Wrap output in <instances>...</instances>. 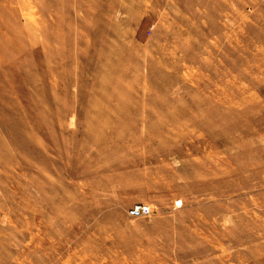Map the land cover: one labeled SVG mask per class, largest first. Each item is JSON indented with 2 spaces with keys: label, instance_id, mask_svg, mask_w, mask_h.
<instances>
[{
  "label": "rangeland",
  "instance_id": "rangeland-1",
  "mask_svg": "<svg viewBox=\"0 0 264 264\" xmlns=\"http://www.w3.org/2000/svg\"><path fill=\"white\" fill-rule=\"evenodd\" d=\"M0 264H264V0H0Z\"/></svg>",
  "mask_w": 264,
  "mask_h": 264
},
{
  "label": "built area",
  "instance_id": "built-area-1",
  "mask_svg": "<svg viewBox=\"0 0 264 264\" xmlns=\"http://www.w3.org/2000/svg\"><path fill=\"white\" fill-rule=\"evenodd\" d=\"M151 213V208L147 204H137L130 209V215L133 217L145 216Z\"/></svg>",
  "mask_w": 264,
  "mask_h": 264
}]
</instances>
